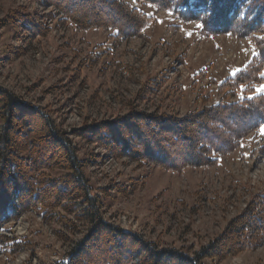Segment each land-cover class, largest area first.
<instances>
[{
	"label": "rangeland",
	"instance_id": "obj_1",
	"mask_svg": "<svg viewBox=\"0 0 264 264\" xmlns=\"http://www.w3.org/2000/svg\"><path fill=\"white\" fill-rule=\"evenodd\" d=\"M126 1L156 18L145 31L146 39L118 42L114 31L80 30L62 22L54 8L33 0H0V87L42 109L68 133L108 223L161 249L194 254L221 237L264 191L262 128L217 164L182 171L138 163L129 156L117 158L104 142L77 133L109 124L113 136H135L140 144L135 149L147 144L148 156L159 154L175 122L164 125L166 132H158L156 120L132 115L183 119L218 104L223 94L217 83L240 72L256 50L248 39L204 37L198 23ZM93 16L103 18L99 11ZM261 86L264 83L256 85L255 95L264 96ZM242 98L239 93L228 101ZM116 122L122 125L114 126ZM66 218L71 222H46L41 214L28 212L10 222L3 233L13 237L17 246H0V264L60 261L88 230L73 216ZM105 239L98 238V248L91 253L94 258L99 259ZM203 263L264 264V240L254 250L224 260L207 258Z\"/></svg>",
	"mask_w": 264,
	"mask_h": 264
},
{
	"label": "trees",
	"instance_id": "obj_2",
	"mask_svg": "<svg viewBox=\"0 0 264 264\" xmlns=\"http://www.w3.org/2000/svg\"><path fill=\"white\" fill-rule=\"evenodd\" d=\"M33 1L54 8L62 22L72 23L80 30L114 31L113 38L118 42L146 39V29L156 22L155 17L126 0ZM135 1L171 12L182 22L200 24L204 37L230 35L248 39L256 54L236 75L217 83L218 92L223 94L218 104L189 113L183 119L132 115L138 120H156L159 127L154 129L158 132H166L164 125L175 122L174 132L171 130L169 138L158 146L159 154L148 156L147 144L135 149L140 145L135 136H113L109 124L85 127L77 136L104 142L105 149L117 158L129 156L135 162L147 161L166 170L215 165L220 157L237 150L253 131L264 128V96L255 95L256 85L264 83V0ZM98 11L103 18H94ZM239 93L244 98L228 101ZM174 156L183 158L177 160ZM84 166L68 133L49 115L0 87V246H17L13 237L3 232H8L10 222L28 212L41 214L46 222H71L66 218L69 215L88 225L86 236L74 242L55 264H204L207 258L224 260L254 250L264 240L263 191L252 200L245 215L234 220L210 246L194 254L161 249L103 218L100 199L93 193ZM56 171L63 173L53 176ZM101 236L106 239L96 259L91 253L98 248Z\"/></svg>",
	"mask_w": 264,
	"mask_h": 264
},
{
	"label": "snow or ice",
	"instance_id": "obj_3",
	"mask_svg": "<svg viewBox=\"0 0 264 264\" xmlns=\"http://www.w3.org/2000/svg\"><path fill=\"white\" fill-rule=\"evenodd\" d=\"M253 54L255 55V52H253ZM233 75H235V73H233ZM259 91L264 92V86H261ZM260 131H261V134L264 135V128H262Z\"/></svg>",
	"mask_w": 264,
	"mask_h": 264
},
{
	"label": "crops",
	"instance_id": "obj_4",
	"mask_svg": "<svg viewBox=\"0 0 264 264\" xmlns=\"http://www.w3.org/2000/svg\"><path fill=\"white\" fill-rule=\"evenodd\" d=\"M246 65H247V64H246ZM246 65H245V66H246ZM245 66H244V67H245Z\"/></svg>",
	"mask_w": 264,
	"mask_h": 264
}]
</instances>
